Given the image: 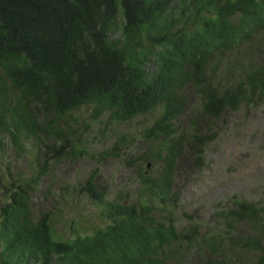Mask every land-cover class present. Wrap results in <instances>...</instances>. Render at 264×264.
<instances>
[{
	"label": "trees",
	"instance_id": "1",
	"mask_svg": "<svg viewBox=\"0 0 264 264\" xmlns=\"http://www.w3.org/2000/svg\"><path fill=\"white\" fill-rule=\"evenodd\" d=\"M263 98L264 0H0V153L6 137L34 149L25 172L0 173V264H264V201L234 197L179 227L174 184L224 112ZM82 107L152 118L135 136L138 196L110 198L90 175L80 191L107 223L63 237L32 198L52 161L79 151L68 118Z\"/></svg>",
	"mask_w": 264,
	"mask_h": 264
},
{
	"label": "rangeland",
	"instance_id": "2",
	"mask_svg": "<svg viewBox=\"0 0 264 264\" xmlns=\"http://www.w3.org/2000/svg\"><path fill=\"white\" fill-rule=\"evenodd\" d=\"M120 22L118 18L113 38L120 33ZM187 97L189 108L181 117L183 124L195 106V96L188 92ZM151 118L115 123L105 116H94L91 107H82L68 118L79 138L80 147L75 149L79 151L59 162L52 161L50 172L38 184L32 198L35 211L51 206L57 212L53 227L58 235L67 237L107 223L100 206L80 191V185L90 175L110 198L119 195L131 200L138 196L137 169L132 161L134 149L141 144L135 136ZM217 126L216 136L204 148L201 165L181 162L176 175L174 184L180 188L176 222L179 227L188 221L184 213L198 224L210 223L215 210L231 205L234 197L260 204L264 201V98L256 105H241L236 111L224 112ZM116 138L118 156L104 154ZM5 143L0 153V173L25 172L34 158L30 143L24 144L23 152L15 150L8 137ZM150 171L149 166L147 172Z\"/></svg>",
	"mask_w": 264,
	"mask_h": 264
}]
</instances>
